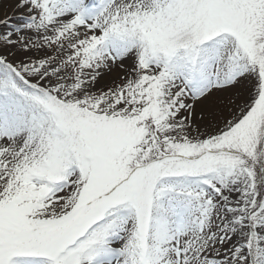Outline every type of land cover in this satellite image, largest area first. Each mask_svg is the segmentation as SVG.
<instances>
[{"label": "snow or ice", "instance_id": "1", "mask_svg": "<svg viewBox=\"0 0 264 264\" xmlns=\"http://www.w3.org/2000/svg\"><path fill=\"white\" fill-rule=\"evenodd\" d=\"M16 7L0 264H264V0Z\"/></svg>", "mask_w": 264, "mask_h": 264}, {"label": "rangeland", "instance_id": "2", "mask_svg": "<svg viewBox=\"0 0 264 264\" xmlns=\"http://www.w3.org/2000/svg\"><path fill=\"white\" fill-rule=\"evenodd\" d=\"M0 13L8 15V11L10 10L12 15L8 20L7 24L0 23V34L5 33L6 31L10 30L11 28L22 24L28 18V14L24 9H19L16 7L18 0H0ZM3 3L7 6L4 7ZM0 15V21H4L3 17ZM31 35V34H29ZM123 75V72L117 69H113L112 72L105 74L104 80L101 82V86L111 87L114 86L115 83L120 82V77Z\"/></svg>", "mask_w": 264, "mask_h": 264}, {"label": "bare ground", "instance_id": "3", "mask_svg": "<svg viewBox=\"0 0 264 264\" xmlns=\"http://www.w3.org/2000/svg\"><path fill=\"white\" fill-rule=\"evenodd\" d=\"M0 2H1V1H0ZM3 6L6 7L7 5H6L5 3H3ZM0 15H1V13H0ZM5 15H6V14L4 13V14H2L1 16H5ZM11 16H13V15H12L11 11L9 10V11H8V15L5 16V17H3V18H4V19H7V18L9 19Z\"/></svg>", "mask_w": 264, "mask_h": 264}]
</instances>
